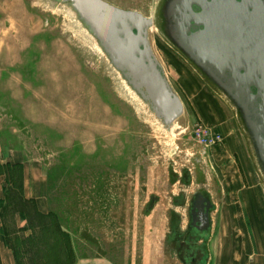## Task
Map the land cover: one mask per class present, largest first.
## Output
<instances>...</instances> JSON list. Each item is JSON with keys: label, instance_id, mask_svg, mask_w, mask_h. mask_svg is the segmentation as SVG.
Returning <instances> with one entry per match:
<instances>
[{"label": "rangeland", "instance_id": "374dc122", "mask_svg": "<svg viewBox=\"0 0 264 264\" xmlns=\"http://www.w3.org/2000/svg\"><path fill=\"white\" fill-rule=\"evenodd\" d=\"M106 1L147 17L160 2ZM150 41L185 106L171 131L132 95L68 8L0 0V247L19 248L22 264H64L68 254L72 264H181L164 240L172 210L183 213L173 201L184 190L191 195L206 181L222 206L228 178L220 179L217 164L226 177L233 164L245 185L264 191L230 104L155 27ZM201 155L207 166L196 163ZM36 169L45 176L41 204L26 195V173ZM185 170L189 186L177 177ZM37 207L56 217L41 219ZM61 232L72 253L65 255Z\"/></svg>", "mask_w": 264, "mask_h": 264}, {"label": "water", "instance_id": "95a60500", "mask_svg": "<svg viewBox=\"0 0 264 264\" xmlns=\"http://www.w3.org/2000/svg\"><path fill=\"white\" fill-rule=\"evenodd\" d=\"M70 10L110 68L171 131L185 106L156 57V28L230 104L264 184V0H161L147 17L106 0H50Z\"/></svg>", "mask_w": 264, "mask_h": 264}, {"label": "crops", "instance_id": "0c3cea01", "mask_svg": "<svg viewBox=\"0 0 264 264\" xmlns=\"http://www.w3.org/2000/svg\"><path fill=\"white\" fill-rule=\"evenodd\" d=\"M240 150L236 142L235 152L240 154ZM217 166L220 179L228 178V181L223 189L225 199H221L222 206L216 210L217 221L214 216L216 229L210 242L208 264H264V191L260 185H245L241 171L233 164L230 177ZM27 173L26 195L28 192V198L41 204L45 200V176L38 169ZM45 208L43 203L40 210ZM0 254L1 264H16L9 248L0 247Z\"/></svg>", "mask_w": 264, "mask_h": 264}, {"label": "flooded vegetation", "instance_id": "af4514ba", "mask_svg": "<svg viewBox=\"0 0 264 264\" xmlns=\"http://www.w3.org/2000/svg\"><path fill=\"white\" fill-rule=\"evenodd\" d=\"M200 157L201 160H196V163L206 165L207 159L203 155ZM177 177L185 186L192 182V176L187 170ZM208 184L202 181L191 195L184 190L173 201L174 206L182 209L183 213L175 208L172 210L164 246L181 264L209 263L210 242L216 229L214 216L217 204Z\"/></svg>", "mask_w": 264, "mask_h": 264}, {"label": "trees", "instance_id": "16d2710c", "mask_svg": "<svg viewBox=\"0 0 264 264\" xmlns=\"http://www.w3.org/2000/svg\"><path fill=\"white\" fill-rule=\"evenodd\" d=\"M11 167H13V168H16V167H21V165H20V163H18L17 165H11ZM30 201H32V202H34V203H36L35 202V200H33V199H31ZM36 211H37V213H38V215H39V217L41 218V219H43V220H45V219H53L54 217H56L55 216V214H53L52 212L51 213H49V214H45V213H43V212H41L39 209H38V207H37V209H36ZM43 229L44 230H47L48 229V227H47V225H45V224H43ZM60 231V230H59ZM36 235V234H35ZM35 235H33V237H32V240L34 241L35 240ZM60 235H61V237L63 236V240H66L67 241V248L69 249V250H65V255H66V253H67V251H68V253H69V251H70V253H72L73 251H72V249H71V247L69 248V244H68V241H70L71 240V238H70V236H69V233L68 232H61L60 233ZM29 239H30V237H29ZM60 240H62V239H59V241ZM15 241H17V244H25V241L26 240H24V239H22V238H20V237H16L15 238ZM8 246V245H7ZM8 247H10V246H8ZM11 249H12V251H13V253H14V256H15V258H16V261H17V263L18 264H22L21 263V261H20V255H19V252H18V249L17 248H14V247H10ZM59 247H58V245H57V247H50L48 250H47V253H48V255L49 256H54V255H56V254H58V252H59V250H57ZM66 261H65V263L64 264H72L73 263V259H72V261H70V259H71V256H69V254H68V256H66ZM0 264H1V262H0Z\"/></svg>", "mask_w": 264, "mask_h": 264}]
</instances>
